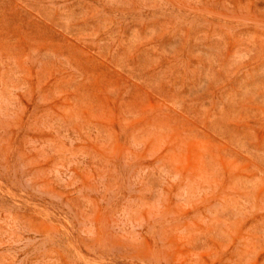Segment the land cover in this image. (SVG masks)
I'll use <instances>...</instances> for the list:
<instances>
[{
  "label": "rangeland",
  "instance_id": "rangeland-1",
  "mask_svg": "<svg viewBox=\"0 0 264 264\" xmlns=\"http://www.w3.org/2000/svg\"><path fill=\"white\" fill-rule=\"evenodd\" d=\"M0 264H264V0H0Z\"/></svg>",
  "mask_w": 264,
  "mask_h": 264
}]
</instances>
